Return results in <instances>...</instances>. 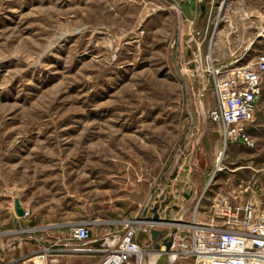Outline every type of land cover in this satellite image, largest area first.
<instances>
[{"label":"rangeland","instance_id":"rangeland-1","mask_svg":"<svg viewBox=\"0 0 264 264\" xmlns=\"http://www.w3.org/2000/svg\"><path fill=\"white\" fill-rule=\"evenodd\" d=\"M260 54L264 0H0L1 242L85 225L104 260L126 226L188 237L208 200L263 207L264 151L209 117L215 80Z\"/></svg>","mask_w":264,"mask_h":264},{"label":"built area","instance_id":"built-area-1","mask_svg":"<svg viewBox=\"0 0 264 264\" xmlns=\"http://www.w3.org/2000/svg\"><path fill=\"white\" fill-rule=\"evenodd\" d=\"M263 75L264 54H260L253 66L234 67L215 80L217 105L209 110V117L220 123L227 141L254 146L245 123L254 117ZM219 203L222 207L215 222L191 223L188 237H181V231L174 233L171 250L175 248V256L191 257L196 264H264V206L256 208L245 203L235 207L225 198ZM135 234L136 229L128 227L118 250L109 253L100 264H142L143 250L135 241ZM69 236L77 242H87L90 229L76 226L70 229Z\"/></svg>","mask_w":264,"mask_h":264},{"label":"crops","instance_id":"crops-1","mask_svg":"<svg viewBox=\"0 0 264 264\" xmlns=\"http://www.w3.org/2000/svg\"><path fill=\"white\" fill-rule=\"evenodd\" d=\"M245 130L253 139L255 147L259 148L258 151H264V75L262 76L261 80V94L255 108L254 117L250 122L245 123ZM257 156L258 155L254 153L253 156L249 158L250 164H253L252 160L257 159ZM197 163V160L192 161V166H194L196 172L188 171V174L185 176L186 180H184V182L179 186L178 191L192 192L193 194L198 191L203 179V170L200 169ZM262 165L263 166H261V169H259L260 171L264 170V164ZM189 177L191 178L190 180H188ZM172 186H174V183L171 185V187ZM216 195L219 194L216 193ZM162 197L163 195H160V198ZM215 199L216 198H213V201L211 202L208 200L207 203L209 204L202 203L201 208L204 209L202 212L203 214L192 217L189 220V223L191 224L193 222H197L210 224L215 222L217 219V214H211L212 208L216 207V204H214ZM240 199L241 198L239 196V201ZM171 206L173 207L174 205ZM181 206L184 207L185 205L181 204ZM183 211L185 212L187 210L184 209ZM206 212L207 214H205ZM179 217H181V215H178V218ZM128 227L130 226H126L125 230ZM135 229L138 233L142 234L139 236H142L143 238V241L140 242V240L137 239L138 233H136L134 239L137 243H142L144 241L151 244L157 243L158 236H156L155 240H153L150 233L151 230L154 229L153 225H139ZM164 238L165 236H162V240ZM95 242V240H90L88 242L89 247L91 248L88 251L76 250L75 248L78 243H75L69 239L68 232H47L41 233L40 236L25 235L23 237L8 239L3 243L0 240V264H17V261L23 257H25V264H99L103 260L104 255L102 251H98V249H92L97 245L94 244ZM171 251L174 250L172 249ZM23 252L24 254H22ZM146 252L147 251L143 250V254ZM39 253L43 254L39 256ZM176 258L177 256H175L174 259L170 261V264H196L191 257L182 256L178 257L177 259ZM36 260H40V262L36 263Z\"/></svg>","mask_w":264,"mask_h":264},{"label":"water","instance_id":"water-1","mask_svg":"<svg viewBox=\"0 0 264 264\" xmlns=\"http://www.w3.org/2000/svg\"><path fill=\"white\" fill-rule=\"evenodd\" d=\"M204 6H205V1H202L200 3V9H201V12L203 13L204 12ZM16 212L18 215H22L23 214V210L20 208V205L18 203V201H16ZM151 221L153 222H158V221H162V223L164 225H168V224H173V223H170V221H167V220H161L159 219L158 215L156 213H154L153 217L150 219ZM177 222H180V221H177ZM177 224V223H175ZM176 232V229H173L171 234L166 236L164 231H160V230H156V229H152L151 230V237L153 240H155L156 236H158L159 234L165 236V238L163 239V245L165 247V253L166 252H169L171 251V247H172V244H173V241H174V233ZM150 259L148 258V261H147V264H150ZM154 264H170V262H168L166 259L164 258H161V260H158L156 262H154Z\"/></svg>","mask_w":264,"mask_h":264},{"label":"bare ground","instance_id":"bare-ground-1","mask_svg":"<svg viewBox=\"0 0 264 264\" xmlns=\"http://www.w3.org/2000/svg\"><path fill=\"white\" fill-rule=\"evenodd\" d=\"M61 41V40H60ZM221 154H219L218 156H217V161H219L220 160V156ZM176 226H178L177 224H176ZM149 255V259H150V264H154V262H156V261H158V260H161V258H164V259H166L168 262H170V261H172L173 259H174V257H175V253H172L171 251H169V252H158V253H149L148 254Z\"/></svg>","mask_w":264,"mask_h":264}]
</instances>
